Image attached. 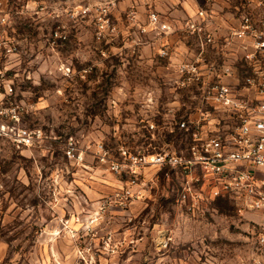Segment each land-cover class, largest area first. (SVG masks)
Segmentation results:
<instances>
[{"label":"rangeland","instance_id":"1","mask_svg":"<svg viewBox=\"0 0 264 264\" xmlns=\"http://www.w3.org/2000/svg\"><path fill=\"white\" fill-rule=\"evenodd\" d=\"M101 6L112 22L103 32ZM129 8V0H0V64L22 123L49 136L34 148L1 144L0 264H247L253 255L262 214L241 216L224 199L187 212L177 201L181 173L153 163L129 171L134 156L186 152L187 137L164 114L174 95H191L166 79L155 34L126 25ZM149 11L137 7L142 27ZM147 95L157 102L143 104ZM159 228L173 238L165 248Z\"/></svg>","mask_w":264,"mask_h":264},{"label":"built area","instance_id":"2","mask_svg":"<svg viewBox=\"0 0 264 264\" xmlns=\"http://www.w3.org/2000/svg\"><path fill=\"white\" fill-rule=\"evenodd\" d=\"M129 1L126 25L138 24L144 37L149 32L157 38L177 33L195 41L191 56L175 65V89H185L191 95L188 99L175 95L173 100H178V105L170 106L169 113L164 114L187 137L186 152L163 148L151 158L134 156L129 171L135 174V166L146 168L153 163L181 173L177 201L187 212H197L210 202L225 198L241 216L258 212L264 217V0L244 11L239 24L230 28L240 44L243 70L220 50V35L217 29L210 28L211 17L205 9H198L197 17L185 19L180 26L150 10L142 27L137 5L149 0ZM103 9L106 7L95 9L102 32L112 26L111 18L103 16ZM124 40L138 43V38L129 33ZM173 52L168 42L158 48L162 58H170ZM213 53L222 55L220 60L214 59ZM6 69L0 64V147L4 141L17 148L38 147L49 136L40 127L22 123L23 108L14 97L15 89ZM154 95L144 96L143 104L156 103ZM149 126L161 127L154 122ZM72 150L70 144L69 156L74 155ZM129 193L134 196L131 190ZM260 224L262 231L247 264H264V222ZM158 233L162 235L159 245L167 247L172 236L165 235L166 228H159Z\"/></svg>","mask_w":264,"mask_h":264},{"label":"crops","instance_id":"3","mask_svg":"<svg viewBox=\"0 0 264 264\" xmlns=\"http://www.w3.org/2000/svg\"><path fill=\"white\" fill-rule=\"evenodd\" d=\"M258 0H149L147 4L138 2L137 7L147 6L150 10L157 11L160 16L168 20L172 24L180 26L184 20L189 17H197L198 9L203 8L211 17L210 28L217 29L220 37H225L224 51L236 64L241 62V48L238 40L231 35L230 28L236 26L240 22V18L244 11L255 8ZM170 10V15H164ZM224 10V11H223ZM223 11V12H221ZM154 36V35H153ZM152 36V37H153ZM155 38V39H154ZM151 40L155 48L168 42L174 49L170 58H163L168 60V66L165 70L166 79L174 86V79L176 77L175 65L191 56L190 50L195 46V41L192 39L179 36L177 33L165 34L162 37H155ZM191 48V49H190ZM223 51V50H222ZM174 88H176L174 86ZM175 97V95H174ZM178 100H171V105H178ZM256 214H260L256 212Z\"/></svg>","mask_w":264,"mask_h":264},{"label":"trees","instance_id":"4","mask_svg":"<svg viewBox=\"0 0 264 264\" xmlns=\"http://www.w3.org/2000/svg\"><path fill=\"white\" fill-rule=\"evenodd\" d=\"M222 199H224V200H226V201H227V199H225V198H222Z\"/></svg>","mask_w":264,"mask_h":264}]
</instances>
